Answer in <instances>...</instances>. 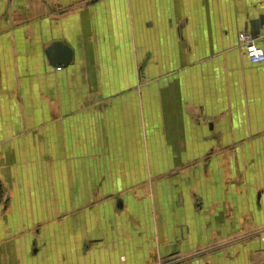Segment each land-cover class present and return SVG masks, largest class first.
Listing matches in <instances>:
<instances>
[{"label": "crops", "instance_id": "0c3cea01", "mask_svg": "<svg viewBox=\"0 0 264 264\" xmlns=\"http://www.w3.org/2000/svg\"><path fill=\"white\" fill-rule=\"evenodd\" d=\"M261 17L264 0H0V264H264V169L242 163L264 147V63L238 38ZM81 112L113 130L95 146L112 164H86ZM85 176L152 208L98 185L81 211Z\"/></svg>", "mask_w": 264, "mask_h": 264}, {"label": "rangeland", "instance_id": "374dc122", "mask_svg": "<svg viewBox=\"0 0 264 264\" xmlns=\"http://www.w3.org/2000/svg\"><path fill=\"white\" fill-rule=\"evenodd\" d=\"M87 105H85L84 103V106H81V109H84L86 108ZM57 114V113H56ZM100 116H102L103 113H99ZM58 115V119L61 117V114H57ZM68 119L71 120V118H73L74 115H71V114H68ZM80 116L82 117V120L86 121V122H91V130H89L88 128L86 129V134H88V137H86V134L84 132V130H82V136H81V139L82 141L85 139V144L82 143V148H86V149H89V153H88V156L86 158H89V159H85V160H88L86 161V164L89 165V167L95 169L96 167V164L99 163L97 162L96 160L98 159H103L104 161V158H105V163L106 165H110L112 164L114 161L112 160V148L111 150L110 149H107L106 152H101V149H97L95 148L96 144H97V140L98 139H103L105 140V142H110V141H113L115 142V137L113 135H111V132H113V130L111 129H108V127L106 128V124H105V127L104 126H101V129L99 130L97 125L99 126V122L97 123L96 122V117H94V114H88V113H84V112H81L80 113ZM65 118L66 115H65ZM91 131V132H90ZM89 132H90V135H89ZM85 134V135H84ZM93 140L95 141L94 143ZM116 145L119 144V142L115 143ZM96 147H99V146H96ZM109 148V147H108ZM225 152H229L231 153L230 150H226ZM257 155H254L251 159H247V160H243L242 163H247L249 166H253L254 168H257L258 170L260 169H264V147L259 149L258 152H256ZM222 154V153H221ZM81 155L83 157H85L84 155H86L84 152L81 153ZM115 156V154H113ZM102 161V162H103ZM226 162V159L224 160H219V163L222 164V163H225ZM39 177L38 178H34L33 179V184L32 185H35L34 187H37L40 189V175H38ZM82 179H86L87 182L84 184V186L88 187V185L90 184L92 186L91 190L88 192H82V196H81V205H84L87 203L86 205V209L83 210L81 209V211H87L88 209H92L91 207L94 206L95 203H97V201L99 200L98 196L99 194H101V192H99V186L98 185H102V191H106L108 192L107 194H110V200L113 202V204L116 202L117 198L121 196H126V200H128L127 198V195L130 196L131 198H134L135 200H139L141 206L143 205L144 209L145 207L149 206V208H152V203L149 201V197L151 195H146L145 194H141V193H136L135 191L137 190V186L131 188L129 187L127 192H126V195L125 194H121V193H117L115 192V189H114V185H113V182H112V177H100V176H95V177H82ZM90 179V180H89ZM136 180H138V178L136 177L135 178ZM90 181V182H89ZM172 186V185H171ZM96 188V189H95ZM98 188V190H97ZM148 192L147 193H151L150 192V187L148 186ZM41 191V189H40ZM98 191V192H97ZM55 192V191H54ZM53 192V193H54ZM141 192V191H140ZM165 200H167L168 196H169V190L168 191H165ZM55 195V194H53ZM52 194L50 193V198H51ZM123 196V197H124ZM37 197L41 200V194L37 195ZM172 198L173 200V197H170ZM128 203V201H127ZM148 210V209H147ZM163 210V209H162ZM150 213H152V215L154 214V211L153 209H149ZM56 212L58 213V211L56 210ZM147 212V211H146ZM57 213H53L49 218H54L56 219L57 218ZM115 214L120 217L121 220H125L126 217H127V214H126V211L125 210H118L117 208H115ZM178 215L176 214V212L174 211L173 213V217H176V219L178 218L177 217ZM49 220L50 221V224H48V227L51 228L54 227L55 225V222H57L56 220ZM147 233V232H146ZM151 234V232H150ZM232 242V241H230ZM227 243V241L225 242V244Z\"/></svg>", "mask_w": 264, "mask_h": 264}, {"label": "water", "instance_id": "95a60500", "mask_svg": "<svg viewBox=\"0 0 264 264\" xmlns=\"http://www.w3.org/2000/svg\"><path fill=\"white\" fill-rule=\"evenodd\" d=\"M250 23L252 34L258 38L261 35V26L264 23V18L261 17L252 19ZM47 55L51 61V64L56 66L59 63H63L64 65L70 64L73 53L70 47L65 45L63 42L56 41L48 48Z\"/></svg>", "mask_w": 264, "mask_h": 264}, {"label": "built area", "instance_id": "2783aa9c", "mask_svg": "<svg viewBox=\"0 0 264 264\" xmlns=\"http://www.w3.org/2000/svg\"><path fill=\"white\" fill-rule=\"evenodd\" d=\"M240 47L244 50L252 64L264 63V48L259 44V38H256L251 30H243L239 33ZM62 66L58 67L61 69Z\"/></svg>", "mask_w": 264, "mask_h": 264}]
</instances>
